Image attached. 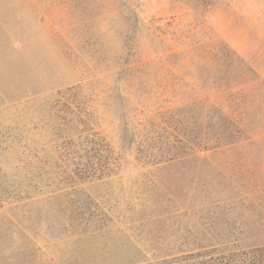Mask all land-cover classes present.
Here are the masks:
<instances>
[{
    "label": "rangeland",
    "instance_id": "obj_1",
    "mask_svg": "<svg viewBox=\"0 0 264 264\" xmlns=\"http://www.w3.org/2000/svg\"><path fill=\"white\" fill-rule=\"evenodd\" d=\"M229 4L0 0V264L264 243V83L215 25ZM27 20L47 48L16 44Z\"/></svg>",
    "mask_w": 264,
    "mask_h": 264
},
{
    "label": "crops",
    "instance_id": "obj_2",
    "mask_svg": "<svg viewBox=\"0 0 264 264\" xmlns=\"http://www.w3.org/2000/svg\"><path fill=\"white\" fill-rule=\"evenodd\" d=\"M229 6L220 15V19H215V25L220 31L221 38L229 47H231L241 61L243 68L249 71L255 70L259 73L258 78L255 74L253 79L245 83L247 93L251 91L256 84L264 83V6L261 0H228ZM21 13L38 11L27 4L18 9ZM41 23V22H40ZM34 24L38 25L36 20L22 21L21 25L25 31L22 33V40H16V44L28 46H44L47 48V41L43 36L28 33ZM42 24V23H41ZM5 45L12 46L15 43L11 37L4 40ZM10 54V53H9ZM8 58V56H7ZM2 54L0 52V61ZM45 63L44 68H48V57L45 54L41 57ZM49 68H52L51 66Z\"/></svg>",
    "mask_w": 264,
    "mask_h": 264
},
{
    "label": "trees",
    "instance_id": "obj_3",
    "mask_svg": "<svg viewBox=\"0 0 264 264\" xmlns=\"http://www.w3.org/2000/svg\"><path fill=\"white\" fill-rule=\"evenodd\" d=\"M68 89L71 90L73 88ZM89 135L91 136L89 141L94 142L97 147L84 149V155L89 160L98 159L96 163L102 164L109 159L111 149L104 142L100 132L93 130ZM161 264H264V243L245 247L235 246L225 250L210 248L202 251L181 253L169 260H163Z\"/></svg>",
    "mask_w": 264,
    "mask_h": 264
}]
</instances>
